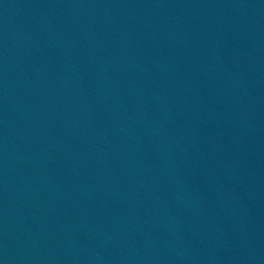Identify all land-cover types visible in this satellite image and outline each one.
<instances>
[{
	"label": "water",
	"instance_id": "obj_1",
	"mask_svg": "<svg viewBox=\"0 0 264 264\" xmlns=\"http://www.w3.org/2000/svg\"><path fill=\"white\" fill-rule=\"evenodd\" d=\"M0 264H264V0H0Z\"/></svg>",
	"mask_w": 264,
	"mask_h": 264
}]
</instances>
